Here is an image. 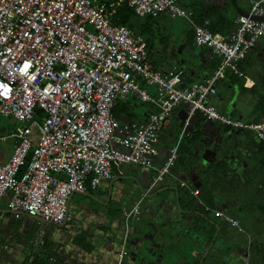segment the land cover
Wrapping results in <instances>:
<instances>
[{"label":"built area","instance_id":"built-area-1","mask_svg":"<svg viewBox=\"0 0 264 264\" xmlns=\"http://www.w3.org/2000/svg\"><path fill=\"white\" fill-rule=\"evenodd\" d=\"M248 1V15L238 16L231 32L214 34L179 0H0V115L21 124L11 135L12 155L0 163V205L7 197L16 218L72 222L68 203L75 192L114 180L123 165L156 170L161 132L180 107L188 113L180 140L199 114L264 143V118L234 119L212 103L225 74L240 75L241 62L264 41V0ZM124 4L140 18L187 20L193 45L218 59L212 74L189 82L180 67H155L145 38L114 23ZM133 97L156 109L143 124L113 114L117 102ZM179 145L154 184L170 174ZM137 212L138 204L123 212L125 226Z\"/></svg>","mask_w":264,"mask_h":264},{"label":"flooded vegetation","instance_id":"flooded-vegetation-1","mask_svg":"<svg viewBox=\"0 0 264 264\" xmlns=\"http://www.w3.org/2000/svg\"><path fill=\"white\" fill-rule=\"evenodd\" d=\"M205 122L203 118L196 124L189 143H180L169 175L140 193L134 189L138 212L128 226L123 212L135 205L124 204L112 195L105 200L92 199L103 209L94 207L96 214L89 218L99 222L105 218L111 220L115 229L113 238H124L127 234L121 264H131L133 235L145 239L167 238L163 251V246L152 250L157 255L184 238L181 240L184 254L169 259L165 253L159 259L163 264H264V153L260 156L243 153L247 150L245 143L235 136L227 137L225 146L220 132H214ZM260 147L264 150V145ZM240 186H244L245 193L241 194ZM242 198L245 203L239 202ZM126 206L124 210L120 208ZM67 226V223L62 228L53 224L44 226L43 236L39 235L44 238L42 244L46 238H110L103 225L86 233L84 225ZM121 247L122 244L119 248L112 247L116 264ZM59 260L51 262L62 264Z\"/></svg>","mask_w":264,"mask_h":264},{"label":"crops","instance_id":"crops-1","mask_svg":"<svg viewBox=\"0 0 264 264\" xmlns=\"http://www.w3.org/2000/svg\"><path fill=\"white\" fill-rule=\"evenodd\" d=\"M236 1L240 8L247 13L250 11L248 0L247 9L242 7L240 0ZM242 1L246 2V0ZM179 2L183 7L193 11V19L195 22L197 21V24L198 19L202 18L204 19V25L207 24L206 26L214 27L216 30H219V32L214 34H227V28L228 30L230 28L233 30L235 27V20L240 16L228 0H179ZM195 12H197L198 15H195ZM217 16L226 18L228 24L225 25L222 23ZM167 18V16L162 15L156 18V20ZM191 34L189 37L193 45ZM194 47L197 50L198 47ZM149 52V59L155 67L165 70L172 67H180L186 72V77H189L187 81L189 82H199L209 77L216 68L213 67L215 62H218V59L213 57L208 49H205V54L202 57L196 56V59H198L200 63V65L196 67L204 71L201 75H197L198 73L195 70L188 72L179 65L166 66L163 63L157 65L151 59L153 51L149 50ZM201 60L204 61L201 62ZM197 76L199 80L194 79ZM220 86L229 93L227 94L228 105L222 111L214 104V100L220 97ZM212 103L220 112H225L224 114L227 113L226 115L234 119L246 122H258L264 118H262L264 113V41H260L247 58L241 62L240 75H234L231 72L225 74L224 78L217 84V95L212 98ZM155 110L156 109L152 105L143 103L136 97L130 98V100L126 102L119 101L114 108L120 121H133L139 124L145 123L148 114ZM185 111V107L176 109L161 132L159 143L160 156L156 161V170L145 169L134 165H123L115 172L117 175L114 180H103L97 189L88 188L86 192L94 196V198L82 197L91 200L95 198H102V200H105L112 195L115 199H121L124 204L135 205L137 199L134 196H137V194L134 195V189H138L136 192L139 193L145 189L147 190L156 179L157 169L160 168L167 159L169 151L174 145L173 132L170 129V124L175 120V126L181 129L178 135L179 139L183 131V127L181 128L180 124ZM197 116V119L200 118L199 121L203 120L202 116L199 114H197ZM12 121L15 124L13 118ZM204 124L210 127L211 130H214V132L218 130L221 133L222 131L230 133L232 131V128H226L227 126H222L223 124L221 125L219 122L213 121L212 124L210 122ZM191 134V132L185 133L180 143H189ZM234 134L245 143L244 146L247 150H243V153L248 151L255 155L257 154V156L263 155L264 150L261 149L260 144L264 145V143L261 142L253 132L243 130L235 132ZM11 135L12 133L0 136V163L8 161L14 151L15 139L11 137ZM161 181L162 180H159L158 182ZM7 200L8 198L6 197L0 205V210H2L0 211V264L46 263V259L49 257H58L62 261V264H116L115 250L109 244L108 239L105 242L106 238H46L45 244H42L44 238H39L38 236L40 225L23 216L16 218L14 214L7 213V211H9ZM120 208L124 210L127 206ZM70 224L71 223H67V228H80V226L84 225L85 233L88 232V230L91 231L93 228L96 229L97 225L105 226V230L109 232L110 238H113L115 233L114 224L107 218L99 222L88 217L84 222L76 223V225H72L73 223ZM41 235L43 236V231L40 233V236ZM133 238H137V236L133 235L131 241ZM99 247L100 251L96 252V248ZM48 261L49 264H52L50 260Z\"/></svg>","mask_w":264,"mask_h":264},{"label":"rangeland","instance_id":"rangeland-1","mask_svg":"<svg viewBox=\"0 0 264 264\" xmlns=\"http://www.w3.org/2000/svg\"><path fill=\"white\" fill-rule=\"evenodd\" d=\"M240 4L242 7L247 9L248 3L240 0ZM153 23L152 33L146 34L145 38L149 39V45L151 46V50L153 53L151 54V59L157 64L161 65L162 63L166 66L168 65H179L186 69L188 72H192L195 70L198 74L201 75L204 71L198 69L196 66H199L200 63L198 59L194 56V52L196 48L192 45L190 41V34L192 32L191 24L183 19L177 18L171 20L167 19H158L151 21ZM195 80H199V77H195ZM220 97L214 100V104L222 111L228 105V95L226 89L222 86L219 88ZM153 93V92H151ZM176 122L173 120L170 124V129L173 132V140L175 146L178 142H181L180 137L178 139V135L180 132V128L175 126ZM21 127V124L15 121H12V118H5L0 115V136L1 135H9L13 132H16ZM175 127V128H174ZM13 131V132H12ZM128 167V166H127ZM138 167V166H137ZM256 186V185H254ZM251 185V187H254ZM241 187V194L245 193L244 186ZM235 197L234 199H236ZM240 203H245L246 200L242 198ZM93 200L82 197L79 194H74L72 200L69 204V213L73 217V224L84 222L87 218L96 214L94 207H97L99 210H102L103 207L99 204H94ZM97 211V210H96Z\"/></svg>","mask_w":264,"mask_h":264},{"label":"water","instance_id":"water-1","mask_svg":"<svg viewBox=\"0 0 264 264\" xmlns=\"http://www.w3.org/2000/svg\"><path fill=\"white\" fill-rule=\"evenodd\" d=\"M228 1H230L232 6L234 7V9L236 10L237 14H239V15H248V13L245 10H243L242 8L239 7V5H238L236 0H228ZM259 19L260 20H264V17L259 18ZM199 49H200V51H199ZM197 51H195L196 56L202 57L205 54V49L204 48H197ZM202 61H204V60H201V62ZM187 118H188V113H187V111H185V114H184V116L182 118V122L180 124L181 128L184 127L185 120ZM197 118H198L197 114L194 115L191 118L190 125H188L186 127V130H185L186 134L188 132H192L193 128L196 127V124L200 120V118L199 119H197ZM207 122L208 123L210 122L211 124L213 123V121H211V120H206L205 123H207ZM239 131H243V130H239ZM239 131L232 129V131L230 133L223 132V131H222V133L220 132L221 143L224 144L225 146H227L228 143L224 142L227 139V137H229V136H232V137L235 136L236 137V134H234V133L235 132H239ZM240 145H241V143H239L238 146H240ZM74 194H79L81 196L94 198V196H92L91 194H89L87 192H75ZM74 194H72L70 196V198H69L68 208H69L70 201H71V199H72ZM0 211H2V210H0ZM7 213L14 214V212L10 211V210L7 211ZM22 216L25 217V218H28V219H30V220H32L34 222H37L40 225V231L38 232V236L42 232V229L44 228V226L51 224L49 222H46L45 220H43L40 217H30L26 213H22ZM65 225H66V223H61V224H59L57 226L59 228H62ZM179 228H181V226H179ZM107 239H108L109 244L111 245V247H113V246L115 247L116 246L117 248H119L121 246V244L123 243V240H124V238H106L105 242H106ZM182 239H184V238L177 239L176 241H174V243H172V245H170V248L168 250H166L165 252H162L164 247H165V245H166V243L168 242L167 238H153V239L133 238V240L130 242V245L132 247V253H131L132 264H163L161 261H159V259L163 258L165 256V253H168L167 257H169V259L170 258H178L180 255L184 254V250H185L183 244L181 243ZM160 246H163L160 255H157L156 252H152L153 249L158 250V248ZM84 247H85V245H84ZM98 251H100V247L96 248V252H98ZM185 259H188V256L185 255Z\"/></svg>","mask_w":264,"mask_h":264},{"label":"trees","instance_id":"trees-1","mask_svg":"<svg viewBox=\"0 0 264 264\" xmlns=\"http://www.w3.org/2000/svg\"><path fill=\"white\" fill-rule=\"evenodd\" d=\"M195 15H198L197 12H195ZM217 18L219 20H221L222 23H224L225 25L228 24L226 18H224L223 16H217ZM156 20V18H152V17H145V18H140L138 16H136L134 10L132 8H130L128 5L124 4L122 5L116 14V17L114 18V23L117 24H122L126 27H128L129 29L133 30L135 33L142 35L145 38L146 34H151L152 33V26L153 23H151V21ZM197 22V21H196ZM204 19L200 18L198 19V24H201L204 26ZM207 28L212 32V33H217L219 32V30H216V28L214 27H210L207 26ZM226 31L229 33L231 32V28L228 30V28L226 29ZM147 42V47L149 48V50H151V46L149 45V39H146ZM191 40H194V32L192 31L191 34ZM218 62L216 61L213 67H217ZM189 78V77H187ZM263 110V109H261ZM113 114L116 118H118V114L116 113V111L113 110ZM264 117V113L262 115V118ZM53 257H49L48 259H46V263H42V262H34V263H30V264H49L48 260L51 261ZM58 257H54L53 259H55V261H57ZM60 261V260H59ZM61 262V261H60Z\"/></svg>","mask_w":264,"mask_h":264}]
</instances>
